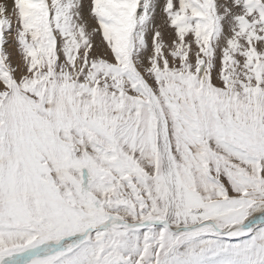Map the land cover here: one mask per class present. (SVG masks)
<instances>
[{
  "label": "snow or ice",
  "instance_id": "obj_1",
  "mask_svg": "<svg viewBox=\"0 0 264 264\" xmlns=\"http://www.w3.org/2000/svg\"><path fill=\"white\" fill-rule=\"evenodd\" d=\"M0 264H264V0L0 3Z\"/></svg>",
  "mask_w": 264,
  "mask_h": 264
},
{
  "label": "bare ground",
  "instance_id": "obj_2",
  "mask_svg": "<svg viewBox=\"0 0 264 264\" xmlns=\"http://www.w3.org/2000/svg\"><path fill=\"white\" fill-rule=\"evenodd\" d=\"M0 3H6L10 8L12 4V0H0Z\"/></svg>",
  "mask_w": 264,
  "mask_h": 264
}]
</instances>
